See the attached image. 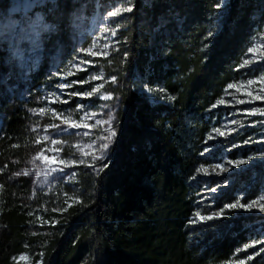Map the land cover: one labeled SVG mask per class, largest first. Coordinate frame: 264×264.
Masks as SVG:
<instances>
[{"label": "trees", "instance_id": "trees-1", "mask_svg": "<svg viewBox=\"0 0 264 264\" xmlns=\"http://www.w3.org/2000/svg\"><path fill=\"white\" fill-rule=\"evenodd\" d=\"M123 1L84 6L97 3L102 11ZM221 1L130 0L114 54L123 76L114 145L98 171L76 169L50 195L33 199L19 173L32 148L28 103L0 99V264H23L22 253L27 264H228L252 236L240 231V219L219 231L190 225L197 185L191 177L205 161L199 151L211 124L208 110L242 77L247 42L264 26V0H226L223 7ZM70 5L45 10L49 41L68 42ZM39 77H32L35 86ZM256 170L255 180L247 171L237 175L243 200L263 188V170ZM236 198L226 189L214 208ZM243 264H264V250Z\"/></svg>", "mask_w": 264, "mask_h": 264}, {"label": "rangeland", "instance_id": "rangeland-1", "mask_svg": "<svg viewBox=\"0 0 264 264\" xmlns=\"http://www.w3.org/2000/svg\"><path fill=\"white\" fill-rule=\"evenodd\" d=\"M65 1L67 0H0V99L9 101V104L16 100L28 103L32 148L23 159L19 173L29 180L33 199L38 194L47 196L50 192L61 189L62 185L73 179L76 169L98 171L109 157L119 128V98L116 92L117 85H122L123 76L116 65L114 54L120 46L118 31L124 19L123 15L127 12L115 18L109 17L108 12L114 10V4L117 7H130L129 2L127 0L107 4L101 11L97 8V3L90 9L87 4L84 6L85 0H69L72 3L66 18L69 40L62 44L48 40L47 31L52 26L44 18L45 10L58 9ZM225 3L226 0H222L220 6L223 7ZM250 47H255L254 52H248ZM82 50H91L97 55H87ZM262 53L264 26L262 30L253 32L247 42L246 52L239 61V69L243 70L242 77L231 83L237 87H225L221 98L217 100H223L224 103L215 102V107L213 105L208 110L212 114L211 124L199 151L205 161L198 164L191 177V182L197 184L194 189L196 200L195 211L190 220L191 227H201L204 231L218 230V227L228 229L235 220L240 219V231L252 233V236L246 235V242L233 251L228 264L246 263L264 250V212L258 207L250 210L227 209L229 204L214 208V200L226 189L236 191L237 198L230 204L237 200L241 204H249L264 196V115L259 111L250 114L253 110L264 109V99L257 98L264 97V81L261 80L264 77ZM245 60L250 63L241 67ZM78 68L86 70L78 71ZM69 70L75 74L67 76ZM254 71L257 73L252 74ZM79 73H84L81 81L73 78ZM37 75L40 76V82L35 86L32 77ZM92 76L101 78L92 80ZM249 80L255 83L248 85ZM66 84L72 86L63 89L60 87ZM78 85L85 87L83 93L78 92ZM134 87L137 91L144 92L150 101H155L149 89L139 84ZM94 88L99 91L87 96ZM55 97H59L60 102L49 103ZM240 100L246 102L237 103ZM41 109L48 111L41 113ZM219 109L222 112L217 114ZM53 112L70 117L74 122H80L81 117H87L84 123L91 125V128H69L61 119H56ZM104 121L109 123H103ZM217 128L224 133L223 136L216 133ZM109 131H114L115 136L104 151L102 159L92 160L91 155L85 158L83 152L100 154L99 146L108 142L99 137L107 136ZM85 132L88 135H84ZM243 134V139L238 140ZM53 140L59 143L53 144ZM52 157L57 158L55 163L51 162ZM81 159H86V163L66 166L59 162H78ZM238 160L246 163L238 166L228 163ZM89 164L93 166L90 167ZM216 164L223 165L227 171L216 169L219 172L217 175L212 171V166ZM257 166L263 170V188L252 200H243L244 190L236 187L240 181V176L237 175L247 171L251 179L255 180ZM201 167L207 168L209 174L198 173L197 169ZM220 211H223V216L211 220L201 221L195 216L196 212L213 215ZM28 260L26 253L17 257V261L23 264L29 263Z\"/></svg>", "mask_w": 264, "mask_h": 264}, {"label": "snow or ice", "instance_id": "snow-or-ice-1", "mask_svg": "<svg viewBox=\"0 0 264 264\" xmlns=\"http://www.w3.org/2000/svg\"><path fill=\"white\" fill-rule=\"evenodd\" d=\"M128 2H130V0H128ZM114 8V10L112 11H109L108 12V16L109 17H118L120 15H122L124 12H129L131 11V8L130 7H117L115 4L112 6ZM113 35H115V33L113 32ZM255 50V47H250L248 49V52L249 53H252L254 52ZM82 51H85V53L87 55H97V53H94L92 52L91 50H82ZM262 55H264V53H262ZM81 63H87L86 61H81ZM248 63H250V61L248 60H245L244 61V64L241 65V67H244L245 65H247ZM78 71H85L86 69H77ZM75 73L71 70H69L66 75L67 76H71V75H74ZM101 77H97V76H92L91 79L92 80H96V79H100ZM262 81H264V77L261 78ZM253 83H255L254 81L252 80H249L247 81V84L248 85H252ZM72 85L71 84H66V85H60V87L63 89V88H67V87H71ZM100 87H103V85H101ZM233 87H237L236 85H228V88H233ZM99 89L98 88H94L92 90V92H89L87 93L86 95L87 96H91L93 93L95 92H98ZM73 95H76V93H73ZM249 95H251V93H249ZM111 97H101V99H110ZM258 99H264V97H257ZM57 102H60L59 101V97H55L54 99H50L49 100V103H57ZM64 103H66L67 101H63ZM246 101H243V100H240V101H237V103H245ZM250 102V101H249ZM221 103H224L223 100H220V101H217V104H221ZM215 107V105H214ZM48 111L47 109H41V113L43 112H46ZM259 111V113L261 115H264V109H260V110H253L252 113L250 114H256V112ZM90 115V114H89ZM53 116L56 118V119H61L63 121V123L67 124V126L69 128H91V125L87 124V123H84V120L87 118V117H81L80 119V122H74L71 120L70 117H64L63 114H56L55 112H53ZM97 123H100L99 121H97ZM103 123H109L108 121H104ZM216 133L223 136L224 133L219 129H215ZM84 135H88L87 132L84 133ZM115 136V132L114 131H109L108 132V135L107 136H104V137H99V139L101 140H105L107 141L108 143H103L99 146V151H100V154H96L95 152H83L82 155L86 158L88 155H91V158L92 160H100L102 159L103 157V153L104 151H106V149L108 148L109 146V143L111 142L112 138ZM211 139V136L209 137ZM53 144H58L59 141H56V140H53L52 141ZM42 155V154H40ZM39 158V156L37 157ZM44 159H49L48 157H43ZM56 157H52L51 158V162L52 163H55L56 162ZM61 164H64L66 166L68 165H71V164H75V163H80V164H84L86 163V159H81L80 161H64V160H60L59 161ZM228 163H231L233 164L234 166H238L240 164H243V163H246V161L244 160H238V161H229ZM88 166H93L91 164H89ZM216 169H220L221 171H227V169H225L223 167V165H220V164H216V165H213L212 166V171L213 172H216ZM53 170H56V169H53ZM197 172L198 173H203L204 175H208V169L207 168H204V167H201V168H198L197 169ZM24 174H27V173H24ZM217 175H219V172H216ZM213 191H215V189H213ZM260 201H264V196H261L259 198V200L257 201H253L252 203H249V204H241L239 200L236 201V203H233V204H229L226 206L227 209H236V208H243L245 210H250L252 209L253 207H258L260 211L264 212V203H260ZM195 216L196 218H198L199 220L201 221H204V220H211L213 218H219L221 216H223V211H220V212H216L214 213L213 215H201L200 212H196L195 213ZM251 258V257H249ZM241 264H243V262H241Z\"/></svg>", "mask_w": 264, "mask_h": 264}]
</instances>
